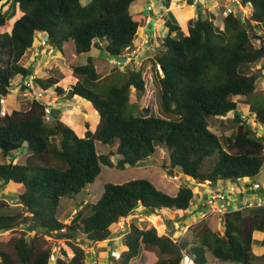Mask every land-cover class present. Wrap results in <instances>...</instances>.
I'll return each mask as SVG.
<instances>
[{"label":"trees","instance_id":"16d2710c","mask_svg":"<svg viewBox=\"0 0 264 264\" xmlns=\"http://www.w3.org/2000/svg\"><path fill=\"white\" fill-rule=\"evenodd\" d=\"M11 1L21 12L12 24L16 7L9 9L10 15L3 10ZM140 2L0 0V186L13 183L23 188L16 206L0 202V264H49L53 253L47 237L64 239L74 252L68 258L63 250L66 257H58L56 264H86L87 251L80 240L99 243L112 238L111 226L129 217L136 206L141 205L147 215L167 209L185 213L194 198L190 186L181 184L177 194L170 195L152 181L137 178L107 182L99 199L70 223L57 217L61 199L94 184L103 165L125 169L143 164L159 145L170 151L171 170L179 168L185 178L199 183L217 185L260 175L264 93L255 92L264 72L255 66L264 59V0H243L244 5H252V13L224 15L223 28L201 13L187 22V32L171 19L164 21L167 34L151 59L162 114L138 112L146 92L141 68L128 69L123 80L100 90L96 86L101 72L88 56L86 63L71 66L78 80L69 91L55 75L35 76L33 82L44 91L53 88L64 97L81 96L91 102L101 117L98 128L88 116L85 135L80 136L76 122H72L75 129L63 119L47 120L46 103L36 97L26 107L1 115L12 80L32 75V69L20 61L34 44L36 32H46L50 45L60 50L65 42H72L76 55L97 48L105 56L119 58L133 47L144 22L145 14L136 8ZM238 95L253 96V122L239 112L233 99ZM213 118H224L220 124L232 128V133L223 136L212 131ZM96 140L108 145L109 152L99 153ZM24 149L29 152L26 161L14 162L15 153ZM223 221L225 231L219 233L202 220L193 242L183 237L175 241L154 226L131 224L123 236L126 248L115 264H130L142 249L152 248L162 256L151 264H179L184 253L196 264H210V258L240 264L264 260V252L253 250L254 232H264V206L228 211ZM4 231L9 232L1 234ZM80 231L85 237L78 241ZM261 243L264 246V237Z\"/></svg>","mask_w":264,"mask_h":264},{"label":"rangeland","instance_id":"374dc122","mask_svg":"<svg viewBox=\"0 0 264 264\" xmlns=\"http://www.w3.org/2000/svg\"><path fill=\"white\" fill-rule=\"evenodd\" d=\"M83 4H87L90 0H81ZM143 4L147 5L150 2H154L155 5L159 6L162 0H141ZM13 1L5 5L6 14L10 15L13 10L12 6H15V14L11 17V24L20 16L19 6ZM229 4L227 0H195L193 4L188 3L187 6L182 9H187L185 15L181 14L180 11L176 9L168 11L165 9L164 15L167 19H171L173 22L178 23L182 26L183 30L187 32V22L190 19H195L201 13L202 15H208L214 22L223 28V11L224 8ZM176 5L173 0L170 6ZM185 5V4H184ZM183 5V6H184ZM139 10V9H138ZM146 10V9H145ZM147 11V10H146ZM253 11L251 4L245 5L243 8H238L239 13L242 17L249 16ZM10 30V28H9ZM166 31L168 29L166 28ZM167 34V33H166ZM164 35V30L159 29L156 39L150 40V44L137 42L136 49L133 51L132 48L128 50L124 55L119 58L105 56L103 50L97 48L93 49L92 55L96 67L101 72V80L97 83V88L100 90H105V87L111 83L119 82L125 77V72L131 68H141L143 70V76L146 80V92L141 97L139 101V113L143 116H149L151 114L159 115L162 114L161 108L158 102V88L155 76V69L151 62L154 56L155 46L161 45L162 37ZM175 35V34H174ZM42 35L36 34L34 44L29 48L21 59V63L32 69V74L36 77H46L49 75H55L61 78L59 85L63 86L67 91H69L70 86L75 83L78 79L73 74L72 65L74 64H84L87 62V55L80 54L72 57V52L74 45L66 43L64 47L65 56L60 54L43 55L38 49V42ZM159 37V38H158ZM72 43V42H71ZM106 42H103L104 46ZM258 44V42H256ZM72 46V47H71ZM36 52V53H35ZM34 53L36 55H34ZM255 68H262L264 72V59L260 61ZM159 73H162V69L159 68ZM154 74V75H153ZM110 75V76H108ZM107 76V78H105ZM104 78V79H103ZM27 79V80H26ZM25 80L21 78L20 75L16 76L12 80V86L9 88V93L3 98L2 110L10 113L14 109H20L27 106L28 101L32 100L37 93L41 90L34 85L33 80H30V76ZM264 93V77H262L257 85V90L255 94ZM50 97L51 102H47L50 107H52V115L47 118V120H53L54 118H59L65 120L71 127H75L72 122L80 125V129L76 130L82 136L85 135V120L89 116L93 118L95 128H98L101 123V117L98 111H96L92 103L83 99L81 97L67 98L63 95L57 94V92L51 88L48 92H45V96ZM238 102L239 112L245 116H249V121L253 122L254 114L250 112V101L253 96L246 97L243 95H238L233 98ZM59 106V107H57ZM71 112H73L71 114ZM77 115H75V113ZM224 119V118H220ZM220 119L213 118L211 121L210 129L217 133L218 135L229 136L232 133V128L223 127L220 124ZM51 120V121H52ZM227 124V123H226ZM227 126V125H225ZM257 131L261 132L262 127L257 126ZM76 129V127H75ZM96 146L99 153H108L110 148L108 145L101 143L96 140ZM29 156V152L25 151L16 152L14 156V162L24 163ZM170 151L165 146H157L154 155L149 157L143 164H138L136 166H127L125 169H119L117 167H110L103 165L102 172L96 178L94 184L88 185L80 194L63 197L60 201V205L57 212V217L64 223H70L71 220L77 215L79 211L84 208L89 207V204L95 203L101 196L104 185L107 182L111 183H124L126 181L146 178L152 181L156 187L163 190L170 195H176L181 184H186L190 186L194 191V197L191 201V207L189 210L181 212L180 210H164L160 214L147 215L144 208L141 205L135 207L134 211L129 217L122 218L119 223L113 224L111 229L114 236L110 239L99 243H90L88 240H80L81 246H83L86 251V264H115L117 254L112 253V250L118 251L120 254L122 250L126 248L123 240V236L128 232L131 224H136L142 228H149L154 226L157 228L160 234H169L171 237H183L189 242L195 241V235L198 232L197 224L204 220L208 223L210 227L219 233L225 231L224 226V214L221 212H208L209 209L204 202H207L208 197L206 196L208 189L213 188L211 184L199 183L196 180L187 177H183L181 169L170 168L169 162ZM5 161V160H4ZM116 162V160H115ZM167 165V168L165 167ZM180 175V178L175 177V173ZM258 179L264 178V167L261 169ZM253 178L246 179L240 178L237 180V185L239 189L242 186L245 188L246 185L251 184ZM230 186L232 182L227 180ZM219 184V183H218ZM23 190L20 185H15L13 183L0 186V202L16 206L18 202V195ZM251 191H248L247 195L243 198L248 197ZM90 209L86 210L85 215L89 214ZM189 226V229H188ZM9 231H4L1 234H6ZM32 234V233H31ZM84 236L83 232H79L77 235L78 241ZM254 237V236H253ZM264 237V236H263ZM49 239L47 245L52 248V253L55 256V260L50 258L49 264H56L58 257H66L63 254V250L67 252L68 258L74 255L73 250L67 245L64 239H57L56 237H47ZM255 243L253 245V250L257 254H262L264 252V246H262L261 241H257L254 237ZM259 247H261L259 249ZM162 255L155 248L146 250H141L140 254L132 259L130 264H148L154 262ZM1 261V260H0ZM264 260H259L256 264L263 263ZM210 264H240V263H218L215 259L210 258Z\"/></svg>","mask_w":264,"mask_h":264},{"label":"built area","instance_id":"2783aa9c","mask_svg":"<svg viewBox=\"0 0 264 264\" xmlns=\"http://www.w3.org/2000/svg\"><path fill=\"white\" fill-rule=\"evenodd\" d=\"M229 4L224 8L223 14L228 15L230 13H235L237 15H241V13L237 12L238 8H243L244 3L243 0H227ZM147 10L153 11L152 5H147ZM152 21V17L148 16L146 22L150 23ZM34 79V75L30 76V80ZM45 95L44 90H40L35 96L39 100H43ZM45 112L47 116L51 115L52 109L49 105H46ZM6 111L2 110L1 114L6 115ZM224 117V116H222ZM262 136L264 137V129L262 131ZM175 177L179 176L175 174ZM237 182L232 183L230 186L228 181H221L218 186L211 188L208 191V199L206 205L209 209V212H221L225 213L228 208L233 209H243L245 207H253V206H264V178L258 179L257 177L253 178L251 184L242 186V189H239ZM248 191H251L248 197H244L247 195ZM189 229V226H188ZM172 238L175 241L180 240V237ZM112 253L118 255V252L112 250ZM52 260H55V256L52 254ZM179 264H196L193 258L188 254L184 253Z\"/></svg>","mask_w":264,"mask_h":264},{"label":"crops","instance_id":"0c3cea01","mask_svg":"<svg viewBox=\"0 0 264 264\" xmlns=\"http://www.w3.org/2000/svg\"><path fill=\"white\" fill-rule=\"evenodd\" d=\"M171 1L172 0H162L161 4L159 6L155 5L154 2L148 3L147 5L150 4V5L153 6V11L147 10V8H146L147 5L143 4L142 1L136 5V8L139 9L140 11H142L145 15L151 16L152 17V21L150 23H148V22H146V18L144 19V22L139 28L137 37H136L134 45L132 47L133 51L136 49V43L138 41L141 42L142 44L143 43L150 44V40L156 39L159 29H163L164 30V35L163 36L166 35L167 31H166V27L164 26V21H166L168 19H167L166 15H164L163 13L166 12L165 9L167 10V7H168V11L177 8V11H180L181 14L185 15L186 12H187V9H182V8L187 6L188 3H190V2H191V4H193V2H195V0H173L174 2H176V5L170 6V9H169L168 5L171 4ZM20 15H21V13H20ZM36 34H39V35L41 34L42 35L40 37L39 42H38V47L37 48L40 49L41 54H43L44 56L48 55V53L50 55H52V53L54 54V52L57 55L60 54L62 56H65V52H64L65 44L66 43H70L71 45L73 44L71 42H65L63 44V49L60 50L59 48L50 45V42H49V39H48V34L46 32L38 31V32H36ZM36 34H35V36H36ZM33 46H35V45H33ZM93 49H95V48H92V50L90 52L86 53L87 60H88V56L93 57V55H92ZM35 53H34V55H36ZM75 55H76V53H75V50L73 49V52H72L71 56L74 57ZM76 78L78 79V77H76ZM47 92H48V90H47ZM48 96L46 95L44 97V102H46V101L47 102H51L50 97L48 98ZM57 107H59V106H57ZM52 112H53V110H52ZM85 130H86V128H85ZM79 135L82 136L81 134H79ZM203 205L205 206L206 202H204ZM263 236H264V232H262V231L256 230L254 232V237L257 239V241H261L263 239ZM260 248L261 247H259V249Z\"/></svg>","mask_w":264,"mask_h":264},{"label":"clouds","instance_id":"9594fccd","mask_svg":"<svg viewBox=\"0 0 264 264\" xmlns=\"http://www.w3.org/2000/svg\"><path fill=\"white\" fill-rule=\"evenodd\" d=\"M245 6V5H244ZM147 15H145V18L147 19ZM164 37V36H163ZM33 75V74H32ZM32 75H30V76H32ZM36 75H34V77H35ZM34 80V79H33ZM40 89V88H39ZM42 101H44V99L42 100ZM46 103V102H45ZM46 105H49L48 103H46ZM50 106V105H49ZM51 109H52V107H51ZM7 114V113H6ZM2 115V114H1ZM51 115H52V112H51ZM50 115V116H51ZM50 116H47V118H49ZM179 177L178 178H180V175L179 174H177ZM184 177V176H183ZM185 178V177H184ZM191 178V177H190ZM193 179V178H192ZM222 181H227V180H222ZM232 183H234L235 181H232V180H230ZM220 183V182H219ZM212 185V184H211ZM219 184H217V185H213V187H216V186H218ZM210 189H208V191H209ZM207 195L206 196H208V192L206 193ZM207 206V205H206ZM231 210H238V209H233V208H228L227 210H226V212H228V211H231ZM209 212V211H208ZM225 212V213H226ZM225 213H223V214H225ZM116 251V250H115ZM118 252V251H117ZM118 255H119V253H118ZM195 262V261H194Z\"/></svg>","mask_w":264,"mask_h":264}]
</instances>
